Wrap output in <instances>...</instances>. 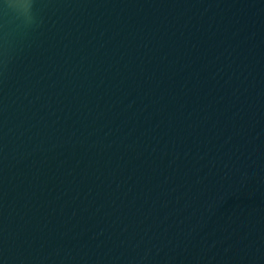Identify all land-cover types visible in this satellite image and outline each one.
Segmentation results:
<instances>
[{
	"label": "water",
	"instance_id": "water-1",
	"mask_svg": "<svg viewBox=\"0 0 264 264\" xmlns=\"http://www.w3.org/2000/svg\"><path fill=\"white\" fill-rule=\"evenodd\" d=\"M0 0V264H264V0Z\"/></svg>",
	"mask_w": 264,
	"mask_h": 264
},
{
	"label": "clouds",
	"instance_id": "clouds-1",
	"mask_svg": "<svg viewBox=\"0 0 264 264\" xmlns=\"http://www.w3.org/2000/svg\"><path fill=\"white\" fill-rule=\"evenodd\" d=\"M7 9L18 10V19L24 26L35 22V5L37 0H4Z\"/></svg>",
	"mask_w": 264,
	"mask_h": 264
}]
</instances>
